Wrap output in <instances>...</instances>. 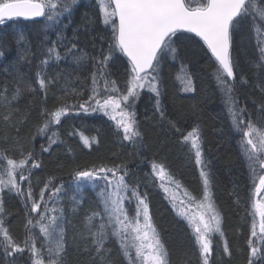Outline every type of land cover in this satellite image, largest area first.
I'll list each match as a JSON object with an SVG mask.
<instances>
[{"label":"trees","instance_id":"16d2710c","mask_svg":"<svg viewBox=\"0 0 264 264\" xmlns=\"http://www.w3.org/2000/svg\"><path fill=\"white\" fill-rule=\"evenodd\" d=\"M99 14L98 0H79L70 16L65 13L60 23L52 27L48 26L49 22L44 18H17L0 25V41L7 45L2 49L5 56L0 58V93L6 88V95L11 100L10 104H6L0 98V151L6 150L9 157L19 160L21 146L25 153L34 150L41 164L40 168L31 170L32 194L35 199H39L41 189L50 179L51 186L63 187L58 206L64 209L67 241L65 264H127L114 239L106 244V259L101 261L92 248L90 238H83L87 235L83 230L85 218L100 210L98 193L105 182L98 181L95 188L92 182L82 183L78 189L73 177L77 170H91L101 166H121V171H127L126 182L138 186L141 194H147L146 202L152 222L169 251L170 264H202L192 228L178 214V205L173 207L170 193H165L160 187V181L154 178L151 168L153 161L164 164L171 177L182 186L181 194L186 191L199 201L203 193L200 166L195 162L190 142L183 140V136L195 126L200 129L204 160L210 173L212 201L221 218L224 233L223 237L219 233L212 235L213 252L209 264H247V241L253 222V217L249 215L253 199L250 173L240 149V134L233 127L223 94L214 79L215 65L208 59L210 54L206 52L203 55L201 49L191 43L192 40L185 39L186 42L181 45L176 43L175 46L179 58L188 64L195 92H181L172 78L174 69L171 65L174 63L164 61L160 69L159 97L164 118L156 111L157 97L147 88L140 91L135 101V112L142 133L140 142L131 144L124 141L123 133L117 130L115 122L100 113L73 109L55 126L58 132L56 143L47 152L41 150L42 145L47 147L49 143L47 136L37 134V126L44 121L41 110L47 108L52 111L65 102L76 105L87 100L91 94L93 71L91 60L78 66L71 56L59 63H51L45 75L56 77V80L49 85L45 96V91L40 90L36 83V73L44 58L42 53L46 47L51 46L52 41L58 39L57 33L62 31L66 38L64 45L70 46V42H74L89 56H101V48L106 54L111 28L102 21L99 23ZM100 17L102 19L101 14ZM21 34L24 41L18 44ZM178 35L197 40L188 33ZM248 38L252 39V32L247 25L234 36L232 55L238 62V73L247 80V83H243L238 76L235 92L240 106H246L253 113V119H256L257 106L264 104V77L251 63L256 57L248 46ZM236 42H240L239 49ZM59 50L63 55L64 47L60 46ZM21 56L24 58L21 59ZM127 67V59L117 53L106 70L107 78L115 80L121 92L126 90L129 78ZM19 76H23V82ZM17 85L23 91L17 99L12 100ZM28 85L35 91L29 90ZM73 88L82 94L65 96V90L71 93ZM9 115L10 120L4 121L3 117ZM170 121L180 131L172 127ZM81 134L89 139V145L84 144ZM27 186V181L21 183L24 197L7 190L0 194L7 213L6 226L17 242H22L26 235ZM47 199L48 193H45ZM30 204L31 201H28L29 207ZM128 210L130 215L134 214L135 200L128 205ZM33 233L39 237L38 228L33 229ZM225 241L231 255L223 251ZM42 242L43 238L39 237L37 247ZM0 264H7L2 251ZM16 264H31L28 253L17 255Z\"/></svg>","mask_w":264,"mask_h":264},{"label":"snow or ice","instance_id":"6c2138e0","mask_svg":"<svg viewBox=\"0 0 264 264\" xmlns=\"http://www.w3.org/2000/svg\"><path fill=\"white\" fill-rule=\"evenodd\" d=\"M78 2L79 0H0V25L17 18H44L49 22L48 26L52 27L60 23V18L65 13L70 16ZM98 8L103 24L111 28L106 54L101 48V56H89L74 42H70V46L64 45L66 38L62 31L57 33L58 39L52 41L51 46L46 47L42 53L44 58L41 59L36 73V83L40 90L45 91V96L49 85L56 80V77L45 75V70L51 63H59L71 56L78 66L91 60L93 71L91 94L87 100L76 105L65 102L52 111L47 108L41 110L44 121L37 126V134L47 136L49 142L47 147L42 145L41 150L47 152L56 143L58 132L55 126L76 107L84 112H102L115 122L118 131H122L124 141L131 144L140 142L142 133L135 112V101L140 91L147 88L157 97L155 108L160 117L164 118L159 99L162 63L169 57L173 60L177 58L178 48L175 45L181 39L179 33H194L206 46V52L210 53L208 59L215 65L214 79L223 94L232 124L240 134V149L250 173L253 199L249 215L253 217V222L247 241V264H264V104L257 106L256 119H253V113L246 106H240L235 84L238 76L243 83H247V80L238 73V62L232 55L234 36L247 25L252 32L257 53L256 59L251 63L264 72V0H98ZM23 41L24 36L21 34L17 43ZM60 46L65 49L63 55L59 50ZM5 47L7 45L0 41V58L5 56L2 50ZM117 53L127 57L129 66L126 68L129 78L124 92H121L115 80H109L106 75L108 64ZM19 79L23 82V76H19ZM177 80L183 85V91L195 92L192 76L185 71L183 64ZM28 87L35 91L31 85ZM22 91L17 85L12 100L17 99ZM6 93L5 88L0 93V98L4 103L10 104L11 100ZM70 94L82 93H77L75 88L71 93L65 90V96ZM3 119L9 121L10 115ZM169 123L176 128L173 122ZM176 130L180 131L179 128ZM81 138L85 145L90 144L87 137L81 134ZM183 140L190 142L195 153V162L200 166L203 183L201 199L198 201L186 191L181 194L182 186L171 177L164 164L153 161L152 173L160 181L164 192L170 193L173 207L179 205L178 214L192 228L202 264H209L213 252L212 235L219 233L223 237L224 233L221 229V218L212 201L210 173L204 160L199 126L193 127L183 136ZM40 167L34 150L25 153L21 146L19 160L9 157L6 150L0 151V194L7 190L24 197L25 191L21 188V183L28 182L25 201L28 209L26 235L22 242H17L6 226L7 213L0 195V251L3 252L7 264H16L17 255L22 256L26 252L31 264H65L67 241L64 209L58 206L63 187L51 186L50 179L41 189L39 199H35L32 194L31 170ZM126 175L127 171H121V166H101L75 172L73 179L78 189L82 183L92 182L95 188L98 181L105 182V186L98 193L100 210L85 218L83 230L87 235L83 238H90L92 248L101 261L106 259V244L114 239L127 264H170L169 251L152 222L146 202L147 194H141L138 186L129 185L125 180ZM168 185H174V190ZM45 193H48L47 200ZM133 200L135 212L130 215L128 205ZM28 201H31L30 207ZM36 228L39 230V237L43 238L40 247H37L39 237L33 233ZM223 251L231 255L227 241Z\"/></svg>","mask_w":264,"mask_h":264},{"label":"rangeland","instance_id":"374dc122","mask_svg":"<svg viewBox=\"0 0 264 264\" xmlns=\"http://www.w3.org/2000/svg\"><path fill=\"white\" fill-rule=\"evenodd\" d=\"M181 36V38H183V35H180ZM182 40V41H181ZM186 40H188V39H186ZM186 40L183 38V39H180V40H177L176 41V43L178 44H180L181 45V43H184V42H186ZM252 41H254L253 40V38L252 39H250V38H248L247 39V42H248V46L250 47V46H252L253 45V43H252ZM243 43L245 42V40H243L242 41ZM191 43H195V45L196 46H198L200 49H201V51L203 52V55H206L207 53H206V50H205V48L203 47V43H201V42H199L198 41V39L197 40H195V39H192V41H191ZM255 44V43H254ZM236 45H237V48L239 49V47L241 46L240 45V42H236ZM178 56H179V53H178ZM240 56V55H239ZM241 58H242V56H240ZM167 60H170V62L171 63H174V65H171L172 67H173V69H174V71H173V74H172V78H173V81H174V83L175 84H177L178 86H179V89H180V91L181 92H183V93H190V92H185V91H183L182 90V88H183V85L177 80V74L180 72V69H181V64H183L184 66H185V71H187L188 73H190V71H189V67H188V64L181 58V59H175V60H173L171 57H169L168 59H166L165 61H167ZM263 77H264V72H262V74H261ZM160 88H161V85H160ZM126 91V90H125ZM124 92V91H123ZM94 113H100L102 116H104V117H106L107 119H109V117L108 116H105L102 112H99V111H96V112H94ZM112 121V120H111ZM114 122V121H113ZM232 122V121H231ZM234 127V126H233ZM235 129V128H234ZM171 189H173L174 190V185H168ZM182 192V190H180V193ZM257 198H261V197H257ZM178 205V204H177ZM178 207H179V205H178ZM193 211H195V209H193ZM256 219H257V221H258V217H256Z\"/></svg>","mask_w":264,"mask_h":264},{"label":"bare ground","instance_id":"6f19581e","mask_svg":"<svg viewBox=\"0 0 264 264\" xmlns=\"http://www.w3.org/2000/svg\"><path fill=\"white\" fill-rule=\"evenodd\" d=\"M98 21H99V23L102 21V19H101V17H100V14H99V16H98ZM252 43H253V45L250 46V48L253 50V54H254V56L256 57L257 53H256V51H255L254 41H252ZM122 55H123V54H122ZM177 59L179 60V59H181V58H179V56H177ZM192 79H193V78H192ZM74 110L77 111V110H79V108H78V107H77V109L74 108ZM74 110H72V111H74Z\"/></svg>","mask_w":264,"mask_h":264},{"label":"water","instance_id":"95a60500","mask_svg":"<svg viewBox=\"0 0 264 264\" xmlns=\"http://www.w3.org/2000/svg\"><path fill=\"white\" fill-rule=\"evenodd\" d=\"M24 19V18H23ZM35 19H39V18H35ZM31 20V19H30ZM190 34H192V35H194L195 36V34L194 33H190ZM198 38V37H197ZM199 39V38H198ZM125 57V56H124ZM126 59H127V57H125Z\"/></svg>","mask_w":264,"mask_h":264}]
</instances>
